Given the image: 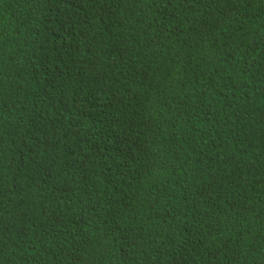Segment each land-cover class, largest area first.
I'll return each instance as SVG.
<instances>
[{
  "label": "trees",
  "instance_id": "trees-1",
  "mask_svg": "<svg viewBox=\"0 0 264 264\" xmlns=\"http://www.w3.org/2000/svg\"><path fill=\"white\" fill-rule=\"evenodd\" d=\"M253 2L0 0V264H264Z\"/></svg>",
  "mask_w": 264,
  "mask_h": 264
},
{
  "label": "clouds",
  "instance_id": "clouds-1",
  "mask_svg": "<svg viewBox=\"0 0 264 264\" xmlns=\"http://www.w3.org/2000/svg\"><path fill=\"white\" fill-rule=\"evenodd\" d=\"M237 1H239L240 3H251V4H253L254 2H253V0H247V1H243V0H237Z\"/></svg>",
  "mask_w": 264,
  "mask_h": 264
}]
</instances>
